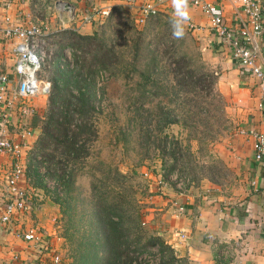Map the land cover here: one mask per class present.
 Wrapping results in <instances>:
<instances>
[{
	"label": "crops",
	"instance_id": "obj_1",
	"mask_svg": "<svg viewBox=\"0 0 264 264\" xmlns=\"http://www.w3.org/2000/svg\"><path fill=\"white\" fill-rule=\"evenodd\" d=\"M156 15L175 19L171 0H146ZM264 1V0H263ZM230 28H236L243 15L238 0H204ZM70 6L71 14L60 5ZM144 2L127 6L125 0H9L7 8L0 0V30L7 23L38 27L43 37L58 30L70 29L81 36L91 34L109 13L124 12L133 16ZM189 19L184 32L196 46L207 70L214 77L213 91L224 106L227 125L213 144L214 155L222 162L228 179L222 185L206 183L189 186L180 195L174 186L163 187V195L152 196L159 218V233L177 259L188 264H264V160L255 162L251 134L264 135V99L259 83L239 64L230 59L223 41L211 31V17L192 7L188 0ZM13 41L0 38V70L13 87L15 55ZM46 98L15 99L6 120L0 106V137L16 141L23 135L20 164L24 178L20 186L38 192L28 171L31 150L39 134V123L46 109ZM22 137V136H21ZM12 157L0 153V177L10 169ZM159 181V177H152ZM224 188V191H220ZM7 196L0 189V215ZM180 208L181 213H177ZM39 212V211H38ZM39 215L13 213L7 225L0 224V264H46L33 244L25 243L15 233L26 234L41 227ZM184 234L185 240L178 238Z\"/></svg>",
	"mask_w": 264,
	"mask_h": 264
},
{
	"label": "rangeland",
	"instance_id": "obj_2",
	"mask_svg": "<svg viewBox=\"0 0 264 264\" xmlns=\"http://www.w3.org/2000/svg\"><path fill=\"white\" fill-rule=\"evenodd\" d=\"M112 16L114 19L111 22L105 21L107 16L94 30L100 33L109 25L105 37H113L112 43L123 63L118 66L115 75L103 71L95 79L98 112L94 119L96 138L89 145L88 160L73 169L71 196L66 197L55 181L45 178L43 170L38 173L41 181H33L38 192H27V196L37 204V210H31L29 214L42 218L41 227L36 231L51 243V251L59 256V264L99 263L100 231L93 221L90 195V183L98 178H107L112 190L107 194V199L119 204L118 207L129 218L130 226L126 228L128 240L134 244L130 248L131 253L137 248L146 249L142 254H135L139 264H161L159 247L147 245L149 239L153 238L165 244L164 239L155 236L159 233L160 224L151 199L154 195H163L164 185L172 186L161 177L164 167L167 169L175 162L174 170L167 179L175 175L179 179H186L188 186H203L206 183L218 186L229 178L212 149L227 125L224 106L213 88L207 91L206 83L203 86L197 84L192 92L181 91L175 103H169L167 98L160 96L149 98L141 106L136 101L141 83L137 71L144 67L146 60L144 57L141 59L137 71L126 66L131 58L130 53L123 49V44L131 37L136 38L138 33L142 34L143 43H146L158 27L150 28L148 22L137 25L133 16L120 11ZM158 19L161 24L167 21L160 15ZM168 29L171 38L167 47L169 42L174 43V54L185 57L190 66L197 69L196 77L209 72L189 36L184 32L182 38L176 39L172 35L171 23H168ZM46 46L43 44L44 50ZM46 55L49 57L47 52ZM63 55L71 62L69 50L65 49ZM166 59L165 56L164 63H168ZM46 71L48 68L41 71L40 79L48 78ZM164 72L167 73V69ZM167 81H170L169 76ZM165 115L167 117L162 119H174L176 124L164 125L161 117ZM163 139L166 142L165 153L170 155L172 150H176V159L163 155L159 147ZM115 172L124 178H116L113 176ZM156 176L160 184L152 179ZM111 177H115L114 183L109 182ZM51 181L56 188L47 184ZM224 190L220 188L221 192Z\"/></svg>",
	"mask_w": 264,
	"mask_h": 264
},
{
	"label": "trees",
	"instance_id": "obj_3",
	"mask_svg": "<svg viewBox=\"0 0 264 264\" xmlns=\"http://www.w3.org/2000/svg\"><path fill=\"white\" fill-rule=\"evenodd\" d=\"M107 16L105 21L111 22L114 19L112 12ZM162 17L167 20L162 24L158 15L146 20L148 27H158L146 43H143L142 34L138 33L136 38L131 37L123 44V49L130 53L131 58L126 66L137 71L141 59L144 57L146 60L144 67L137 71L141 83L138 86L136 101L141 106L148 102L149 98L160 96L167 98L169 103H175L181 91L192 92L197 88V84L203 86L206 83L207 91L214 86L212 74L205 72L196 77L197 69H193L185 57L174 54V43L169 42L167 47L171 38L168 23L172 19ZM106 30L100 33L93 30L91 34L81 36L70 29H64L43 37V42L47 45L45 51L49 54L48 67H44L48 68L46 72L49 92L46 96V113L42 115L38 138L31 150L28 171L36 178L35 181L39 182L41 177L37 170H43V176L55 181L68 198L71 196L74 180L73 169L88 160L89 145L96 138L94 119L98 112L95 105V79L103 71L113 72L112 75H115L118 66L123 63L112 43L113 37H105ZM65 49L70 51L72 60H64L61 63ZM165 56L168 63L163 62ZM166 69L167 73L164 72ZM168 76L170 81H167ZM170 82L172 85H169ZM163 117L167 116H162L161 119ZM162 120L166 126L176 124L174 119ZM164 140L160 142L159 147L163 155L167 156ZM176 155L177 151L172 150L168 156L176 159ZM174 165L175 162L167 169L164 167L161 176L164 181H167V176L173 172ZM113 176L121 180L124 178L116 172ZM115 177H111L109 182L114 183ZM108 184L106 177L90 183L93 221L100 231L98 264H139L135 254H142L146 249L137 248V251L131 253L130 248L134 244L128 240L129 218L126 217V212L118 207L119 204H113L107 199V194L112 192ZM154 245L159 247L161 264H188L184 259H175L170 247L163 242L156 238L149 239L147 246Z\"/></svg>",
	"mask_w": 264,
	"mask_h": 264
},
{
	"label": "built area",
	"instance_id": "obj_4",
	"mask_svg": "<svg viewBox=\"0 0 264 264\" xmlns=\"http://www.w3.org/2000/svg\"><path fill=\"white\" fill-rule=\"evenodd\" d=\"M134 1L136 0H125V4L130 7ZM140 1L144 3L137 7L134 19L137 25H144L148 18L156 16V10L149 1ZM190 3L192 7L211 17L210 31L223 41L230 59L259 83L260 96L264 99V1L238 0V8L243 18L239 20L236 28L228 27L221 16L213 14L211 6L204 0H190ZM8 5L9 0H3V7L7 8ZM0 38L14 42L12 52L16 62L13 70L16 80L13 87L9 84L6 74L0 70V106L3 107L1 117L6 120L15 99L26 101L47 96L49 82L45 78L40 79L39 74L44 69L48 56L43 47V33L38 27L15 22L7 23L0 30ZM64 60L67 59L63 55L61 63ZM62 66L61 64L60 67ZM21 136L16 141L0 137V153L12 157L10 169L0 177V189L7 196L5 211L0 215L1 225H7L13 213L26 215L31 210H37V204L20 186L25 173L20 164L21 150L25 148L24 137L22 134ZM251 137L254 160L260 163L264 160V135L251 134ZM41 172V169L37 170V173ZM159 181L157 184H160ZM166 182L172 184L178 194L186 195L189 187L186 179L172 175ZM47 184L55 187L52 181ZM55 192L58 193V190ZM181 211L180 208L177 209V213ZM262 229L264 230V224ZM15 236L25 243L36 246L41 256L48 255L46 264H59V256L51 251V243L45 241L41 233L30 230L26 234L15 233ZM178 238L185 240L184 234L178 235Z\"/></svg>",
	"mask_w": 264,
	"mask_h": 264
},
{
	"label": "clouds",
	"instance_id": "obj_5",
	"mask_svg": "<svg viewBox=\"0 0 264 264\" xmlns=\"http://www.w3.org/2000/svg\"><path fill=\"white\" fill-rule=\"evenodd\" d=\"M174 9V17L170 23L172 28V35L176 39L184 36L183 22L189 19L188 0H171Z\"/></svg>",
	"mask_w": 264,
	"mask_h": 264
},
{
	"label": "water",
	"instance_id": "obj_6",
	"mask_svg": "<svg viewBox=\"0 0 264 264\" xmlns=\"http://www.w3.org/2000/svg\"><path fill=\"white\" fill-rule=\"evenodd\" d=\"M60 7H61L62 11L68 12V13L71 14L70 6L68 4L63 3V4L60 5Z\"/></svg>",
	"mask_w": 264,
	"mask_h": 264
}]
</instances>
